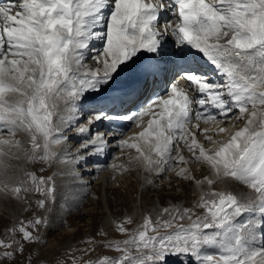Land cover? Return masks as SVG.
<instances>
[{
  "label": "snow or ice",
  "instance_id": "snow-or-ice-1",
  "mask_svg": "<svg viewBox=\"0 0 264 264\" xmlns=\"http://www.w3.org/2000/svg\"><path fill=\"white\" fill-rule=\"evenodd\" d=\"M168 65L186 86L167 80L135 108ZM113 141L127 154L113 170L174 174L196 199L113 217L123 239L101 228L57 264H264V0H0V197L20 213L0 264H32L28 245L47 243L42 230L78 205L87 165Z\"/></svg>",
  "mask_w": 264,
  "mask_h": 264
},
{
  "label": "rangeland",
  "instance_id": "rangeland-1",
  "mask_svg": "<svg viewBox=\"0 0 264 264\" xmlns=\"http://www.w3.org/2000/svg\"><path fill=\"white\" fill-rule=\"evenodd\" d=\"M32 166L28 165V168L40 175L39 168H31ZM87 168L89 171L85 173L86 175L84 174L83 181L86 182V187L95 190L96 201L99 200L101 194L106 195V188H108L110 190L108 196L112 197L115 202L114 207H112V210L117 211L115 214L117 216L124 213L132 215L137 223L140 221L141 214L147 211L145 201L154 204L159 203L161 207H164L167 206L170 200L172 204L181 203L184 207H190L191 202L196 199L195 195H191L192 192L188 193L189 197L186 198H182L181 195L173 196L176 193L175 186L178 182H182L174 174H168L163 180H158L154 175L144 173L137 168H130L121 174L119 170H116L117 173L113 176L115 178H111L105 185H102L99 180L93 181L89 178L92 175V170L89 166ZM146 179L156 180L158 187L152 188L147 185ZM169 181L171 184H169ZM190 187L191 183H188L187 188ZM116 196L119 197V201L115 200ZM84 197L86 198V196ZM65 207L72 210L67 211L58 208L51 226L42 230L43 239L47 243L28 245L25 257L31 254L32 264H57V261H64L67 253L72 252L74 249L88 247L87 244L81 243L82 240L89 238L101 239V237L96 236L97 231L101 228L108 232L106 239H123L122 236L113 231L111 224L105 223L106 217L103 214L101 204L95 207L91 204V200H83L78 205L67 202ZM13 214H20L19 205L15 201L0 197V234H2L5 225L11 224ZM73 254L80 255L79 252H73ZM87 258L85 257V259ZM20 259L24 261V264H27L24 257ZM68 264H71L70 260Z\"/></svg>",
  "mask_w": 264,
  "mask_h": 264
},
{
  "label": "bare ground",
  "instance_id": "bare-ground-1",
  "mask_svg": "<svg viewBox=\"0 0 264 264\" xmlns=\"http://www.w3.org/2000/svg\"><path fill=\"white\" fill-rule=\"evenodd\" d=\"M102 47V42L101 41H94L93 42V53L95 50H98L99 48ZM91 54V53H90ZM87 64H88V67L89 68H95L97 67L96 63L94 61H92L91 59H89L87 61ZM177 87L178 88H183L185 86L182 85V82H179L177 84ZM148 92V91H147ZM132 107V106H131ZM147 119V118H145ZM233 124L235 123L234 121L232 122ZM222 126H228V127H231L232 124H229V125H222ZM239 126V125H238ZM103 127V125L101 126ZM201 127L204 128V127H208V128H212L214 127L212 124H208V125H204V124H201ZM137 129L136 127H132L130 130H129V134H132L134 132H136ZM208 134H211V133H208ZM70 135H75V133H70ZM217 139H220L222 137H216ZM77 139H79L77 137ZM198 139L201 141V142H204V138L203 136H200L198 137ZM77 143L76 141L74 140L71 145H70V149L72 151L75 150V148L77 147ZM206 147H210V145H205ZM186 157L189 155L187 152H184L183 153ZM114 157H118L119 159H113ZM109 161V163H108ZM12 163H17L16 161H12ZM113 163H117V164H124L125 166H127V154L126 153H122L120 152L119 150L116 149L115 147V142L113 141V143L110 145L107 153L103 156H99V157H92L91 158V162L89 163V166L90 167V170H92V175L90 174H87L89 176V178L93 181H97L99 180L101 182L102 185H105V183L108 182V180H111V178H113V176H115V174L117 173L116 170H113L111 167H109V165L113 164ZM94 164H99L101 165L104 170L103 171H96L94 170V167L93 165ZM42 165L40 164H34L31 168H40ZM28 167V165H27ZM56 167V166H54ZM189 167L192 169L193 171V174L196 175L198 178H202L203 175H207L208 174V170L207 168L203 167L202 165H199V164H193V165H189ZM135 169V168H134ZM53 169H50L49 170V173H51ZM90 173V172H89ZM121 174V173H120ZM86 175V174H85ZM84 176V175H83ZM88 178V179H89ZM114 179V178H113ZM87 181V180H86ZM87 184H85L84 186L82 187H79L75 190V195H77V197L80 198V202L78 204L81 203V201L83 200H91V204L94 205L95 207H97V205L101 204L102 205V209H103V214L104 216L106 217L105 218V223L106 224H110L111 222V219L113 217H116L117 215L115 213H117V211H114L112 210V207H114V200H112L113 198L112 197H109L108 194L110 193V190L108 188H106V195L104 194H101L99 196V200L97 199L96 201V193H95V190H92L90 189V187L88 188V186L86 187ZM181 191L180 192H177L174 193L173 196H178V195H181L182 198H186V197H189L188 193L192 192L191 195L193 194L195 190L194 188V185L191 184V187L190 188H187V185L188 183L186 182H178V184ZM107 187V186H106ZM217 187H223V185H217ZM228 187L230 190H232L233 192H235L236 194H245V195H248L250 194V191L243 187L242 185H239L237 183H234V182H229L228 183ZM113 192V190H112ZM119 192V191H118ZM86 193V195H85ZM86 196V198L84 197ZM172 196V195H171ZM84 197V198H83ZM181 198V199H182ZM115 200L116 201H119V197L116 196L115 197ZM149 200V199H147ZM102 201V202H101ZM68 203H74L72 200H69ZM103 203V204H102ZM156 205V203H151L149 201H145V208L148 210V209H151L153 208L154 206ZM74 207V206H73ZM74 209V208H73ZM76 214V213H75ZM78 214V213H77ZM90 214V213H89ZM61 224V223H60Z\"/></svg>",
  "mask_w": 264,
  "mask_h": 264
}]
</instances>
